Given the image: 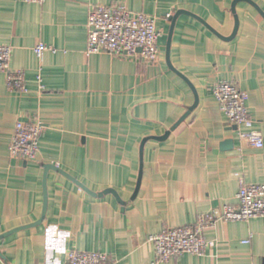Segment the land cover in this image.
I'll list each match as a JSON object with an SVG mask.
<instances>
[{"label":"crops","instance_id":"obj_1","mask_svg":"<svg viewBox=\"0 0 264 264\" xmlns=\"http://www.w3.org/2000/svg\"><path fill=\"white\" fill-rule=\"evenodd\" d=\"M235 1L0 0V46L27 90L8 91L0 73V236L19 229L0 240V264H63L67 251L153 264L150 236L221 213L240 184H264V0H248L263 15ZM97 5L154 18L157 59L87 56V18ZM235 16V35L223 40ZM38 44L54 52L37 58ZM220 82L247 96L262 149L228 124L211 94ZM36 121L35 159L10 157L15 124ZM203 237L204 255L164 264H264V218L218 220Z\"/></svg>","mask_w":264,"mask_h":264},{"label":"built area","instance_id":"obj_2","mask_svg":"<svg viewBox=\"0 0 264 264\" xmlns=\"http://www.w3.org/2000/svg\"><path fill=\"white\" fill-rule=\"evenodd\" d=\"M29 4H44L45 0H23ZM170 18V16H166ZM87 44L85 54H111L140 57L154 62L158 54L160 36L154 18L133 13L124 6H94L87 18ZM45 52H54L50 47L38 44L34 54L41 58ZM10 49L0 46V73L6 76L8 91L27 92L24 74L9 69ZM35 82L43 90L42 79L36 75ZM211 94L229 125L237 128L238 138L255 149L263 148V140L252 130V119L245 105L247 96L234 84L220 82L213 86ZM42 132L39 122H17L8 147L9 156L20 160H34L38 153V140ZM264 218V184H240L236 203L222 207L221 213L198 216L190 226L171 228L152 235L148 242L153 246V264H164L185 254L202 256L209 248L204 240V231L216 221L247 222ZM243 244H248L244 241ZM63 264H114L105 254L98 252L67 251Z\"/></svg>","mask_w":264,"mask_h":264},{"label":"water","instance_id":"obj_3","mask_svg":"<svg viewBox=\"0 0 264 264\" xmlns=\"http://www.w3.org/2000/svg\"><path fill=\"white\" fill-rule=\"evenodd\" d=\"M239 1H244V2H247V3H249V4H251L256 10H257V12L258 13H260L261 15H263L262 14V12L254 5V4H252L251 2H249L248 0H236L234 3H233V6H235V4H236V2H239ZM233 11V10H232ZM183 13H185V12H177L176 13V15L173 17V18H171V20H172V22H174V20L176 19V17H178L180 14H183ZM237 26H238V23H237V18H236V16H235V28H234V32H233V34H232V36L230 37V38H228V39H223V40H230V39H232V37H233V35H235V33H236V30H237ZM169 43H170V36H169V38H168V42H167V53H166V56H167V59H168V48H169ZM168 61V60H167ZM168 67H169V69L171 70V71H174L173 70V68L170 66V64H169V61H168ZM176 73V72H175ZM179 75V74H178ZM182 77V76H181ZM183 78V77H182ZM184 79V78H183ZM185 80V79H184ZM186 81V80H185ZM187 82V81H186ZM189 87L191 88V90H192V92H193V94H194V98H195V102H194V105L189 109L190 111L196 106V104H197V96H196V93H195V91L193 90V88L189 85ZM48 170H53V171H55V172H57V173H61V174H63L59 169H56V168H54L53 166H46L45 168H44V173H46ZM111 192V191H110ZM105 193H107V192H105ZM43 217V216H42ZM39 223V222H38ZM36 225V224H35ZM29 227V226H28ZM20 229H24V228H20ZM19 230V229H18ZM18 230H14V231H11V232H7V233H5V234H3V235H1L0 236V240H3L5 237H7V236H9V235H11L12 233H14V232H17Z\"/></svg>","mask_w":264,"mask_h":264},{"label":"clouds","instance_id":"obj_4","mask_svg":"<svg viewBox=\"0 0 264 264\" xmlns=\"http://www.w3.org/2000/svg\"><path fill=\"white\" fill-rule=\"evenodd\" d=\"M66 239V236L64 235H61L60 236V240L58 242V246L55 247V251L58 252V253H62L65 251L64 247H63V241ZM58 264V262H57Z\"/></svg>","mask_w":264,"mask_h":264}]
</instances>
